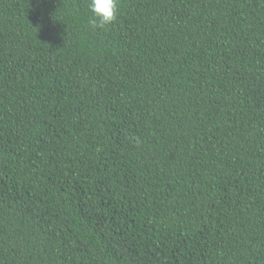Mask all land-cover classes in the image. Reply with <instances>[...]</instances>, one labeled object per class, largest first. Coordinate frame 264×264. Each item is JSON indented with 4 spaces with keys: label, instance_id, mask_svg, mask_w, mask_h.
I'll return each mask as SVG.
<instances>
[{
    "label": "trees",
    "instance_id": "16d2710c",
    "mask_svg": "<svg viewBox=\"0 0 264 264\" xmlns=\"http://www.w3.org/2000/svg\"><path fill=\"white\" fill-rule=\"evenodd\" d=\"M0 0V264H264V0Z\"/></svg>",
    "mask_w": 264,
    "mask_h": 264
},
{
    "label": "clouds",
    "instance_id": "9594fccd",
    "mask_svg": "<svg viewBox=\"0 0 264 264\" xmlns=\"http://www.w3.org/2000/svg\"><path fill=\"white\" fill-rule=\"evenodd\" d=\"M91 12L88 23L93 29H105L112 25L119 13L118 0H88Z\"/></svg>",
    "mask_w": 264,
    "mask_h": 264
}]
</instances>
